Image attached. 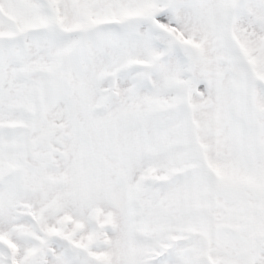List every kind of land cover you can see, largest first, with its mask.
I'll use <instances>...</instances> for the list:
<instances>
[{
    "label": "snow or ice",
    "instance_id": "6c2138e0",
    "mask_svg": "<svg viewBox=\"0 0 264 264\" xmlns=\"http://www.w3.org/2000/svg\"><path fill=\"white\" fill-rule=\"evenodd\" d=\"M0 264H264V0H0Z\"/></svg>",
    "mask_w": 264,
    "mask_h": 264
}]
</instances>
